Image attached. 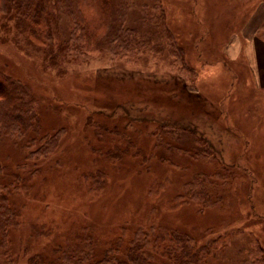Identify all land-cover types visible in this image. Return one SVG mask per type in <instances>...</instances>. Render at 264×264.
Returning a JSON list of instances; mask_svg holds the SVG:
<instances>
[{
  "label": "rangeland",
  "instance_id": "1",
  "mask_svg": "<svg viewBox=\"0 0 264 264\" xmlns=\"http://www.w3.org/2000/svg\"><path fill=\"white\" fill-rule=\"evenodd\" d=\"M248 1L227 0V10L248 7L227 36L244 26L256 5L264 11V3ZM44 2L45 33L32 36L45 42L30 45L16 0L8 11L0 4V75L24 85L39 118L25 133H0V163H24L17 170L27 180L13 190L11 201L18 209L17 226L9 227L16 244L29 241L47 254L58 246L90 243L99 253L112 248L122 257L144 235L165 247L182 236L199 246L206 237L216 240L212 264H254L259 243L237 228L227 234L228 220L239 213L231 209H247L239 206L242 169L227 164V140L215 147L205 132L227 135V115L209 107L223 96L225 79L201 80L207 66L225 61L227 37L214 45L217 21L207 29L192 13L195 7L205 21L202 5L211 1L130 0L114 36L118 43L107 33L113 27L110 14L102 18L92 0L80 1L94 27L90 37L82 18L65 10L63 1ZM257 13L261 18L262 11ZM261 26L257 33L264 39V22ZM148 83L162 94L152 96ZM91 90L102 98L89 97ZM183 90L217 98L206 97L203 104L189 97L185 103ZM223 103L226 107L227 98ZM165 121L189 125L198 134L163 127ZM31 136L39 140L30 146ZM48 136L57 141L51 152L45 158L33 155L40 138ZM205 141L212 145L209 154L203 153ZM234 173L239 174L227 188L224 182ZM227 190L238 194L227 199Z\"/></svg>",
  "mask_w": 264,
  "mask_h": 264
},
{
  "label": "trees",
  "instance_id": "2",
  "mask_svg": "<svg viewBox=\"0 0 264 264\" xmlns=\"http://www.w3.org/2000/svg\"><path fill=\"white\" fill-rule=\"evenodd\" d=\"M11 1L12 0H1L0 4L2 3V7L8 11L11 8ZM61 1L66 4L65 10L71 12L72 15H74L77 19V16L82 18V21L80 19H78V21L82 23V30L84 34L87 37L93 36L94 27H91L88 24L90 19L88 17H84L83 15L84 11L80 5L81 0ZM210 1L211 5L205 2L202 5L204 10L202 17L204 19L205 15V21L199 20L195 7H192V13L193 16L198 19L199 23L207 29L208 27L212 26L215 21H217V25L214 27V32L215 35L219 37V40H217L215 37V39H212V42L214 45H218L221 44L227 37V34L229 33H227V29L234 27V21L237 22L238 20L244 18L248 7L244 10L246 6H242L241 11L239 12V10L236 9V7L239 8V6H235V8L227 10V6H230L227 0ZM254 1L255 0H250L246 4L251 2L254 4ZM259 2L264 3V0H256V3ZM129 3L130 0H92L91 3V6L95 7L96 11L99 10L102 18L106 19L110 14L111 17H109L113 20V27L112 29L109 28L107 33L111 35L112 41L117 43L118 41L115 37L119 36L120 21L122 20L124 12H127L129 9ZM16 4L17 11L20 10L22 15L25 16V19L22 18V25L26 31L29 32V35L32 36L38 32L41 34L45 33L42 32V25H40L43 20V16L46 13L44 0H26V3L24 0H16ZM212 21L214 22L212 23ZM33 41H36L37 43L45 42L41 39H35L33 36L29 37V45ZM34 44L36 45V43H33V45ZM180 51L183 53L182 48ZM190 71L194 72V70L191 68ZM3 78L5 80H3ZM147 85L150 87V90L146 91L152 92L154 94H151L152 96L162 94L157 90L154 91V89H152L153 86L151 83H148ZM164 88L167 89L166 91H173V95L177 92L176 88L171 89L166 86ZM73 92H76V89H74ZM183 92V100L185 103L189 102V97L198 101L201 98V102H203V104L207 103L208 99L206 97L204 98V96L197 92L195 94L189 93L190 96L185 90H183ZM138 95L145 96L146 94ZM88 96L94 99L102 98V94L98 95L95 90H91ZM152 96L146 97L150 98ZM224 98H227V93L222 97V99L219 100L217 105L212 106L213 104L211 103L209 104V107L216 108V110L222 112L224 115H227V105L225 107L223 103ZM95 113L98 114L100 112ZM33 121H36V124ZM38 121L39 118H37L35 115V104L33 99L29 97L24 85H22L19 80L13 77H5L0 75V133L3 135H8L10 133H25L29 130V128L37 125ZM161 125L163 127H170L174 129H176L175 127H179L180 131L185 133L198 134L197 131L191 129L189 125H181L180 122H173L172 124L166 123L165 121ZM179 128L177 129L179 130ZM36 140H39V137L31 136L32 142L29 143L30 146L33 145ZM40 140H43V142L46 140V142H42L41 145L33 148L32 153L34 152L33 155L35 156H42L40 158H45V156L49 154V151L51 152L52 146L57 144L56 137L48 136L47 139L46 137H42ZM207 143L208 142L205 141L203 144L204 154H209L210 151H212V145L208 143V146ZM34 165L38 166L37 163H34ZM22 166H24V163L15 165L14 167H8L0 163V264H212L211 261L214 259L215 253L213 255L214 251L211 250V245L215 243L216 240L209 241V238L206 237L202 239L201 243H199V246L192 244L193 242L190 238L182 236L176 238L177 243L173 242V245L165 247V245H161V241H157L152 244L150 242L151 239L144 235L141 237V240H134L131 242L129 246L125 248V252L120 251V253L123 252L122 257H119L117 253H115L116 250L112 248H110L111 250L104 249L103 252L99 253L95 251V247L93 245L91 246L90 243L76 244L73 247L65 248V250H63L62 246H58L52 251L47 252V254H40L36 245H33L29 241L16 244L15 240L11 237L12 232H9V227L17 226L16 215L18 209L13 204V202L11 203L12 197L14 195L13 190H18V188L27 182V180L24 179L25 177H23L18 171ZM225 170L227 171L226 168ZM227 173L231 172L227 171ZM233 181H235L234 177H232V179L227 177V182H224V186L226 185L228 188ZM252 182L254 183L255 181L252 180ZM205 193L206 192H204V196H207ZM245 199L250 202V192H248ZM214 200V202H218V197L215 196ZM235 224L236 223L234 222L228 221L227 234L234 231L235 228H237L236 230L239 231L238 227H234ZM234 233L237 232H233L232 234ZM221 234H226V230L223 232H217L213 234L212 237H216ZM29 236L31 237V234ZM153 248H155V250ZM13 249H15L16 252H14ZM254 264H264V259L261 260L260 258H255Z\"/></svg>",
  "mask_w": 264,
  "mask_h": 264
},
{
  "label": "crops",
  "instance_id": "3",
  "mask_svg": "<svg viewBox=\"0 0 264 264\" xmlns=\"http://www.w3.org/2000/svg\"><path fill=\"white\" fill-rule=\"evenodd\" d=\"M260 8L263 6L256 5L244 26L238 32L227 36V42L222 48L225 61L217 60L218 62L207 66L201 73V80L225 79L221 91L223 96L227 93V135L223 139L217 138L211 130L205 132L215 147L227 140V164L233 167L239 164L242 169L239 178L241 189L238 196L242 194L244 199L241 198L239 206L247 209L232 208L231 211L239 213L228 221L238 223L240 232L248 234L254 242L259 243L255 252L257 258L262 260L264 259V39L257 32L264 22V11ZM258 11H262L261 18L255 17ZM206 97L212 100L217 98L208 95ZM253 170L255 173H251ZM238 174L234 173L232 176L235 178ZM253 177L256 181L254 183ZM247 181H250L249 186ZM248 192L252 195L251 202L245 199ZM228 193L227 190V199L231 195L238 194L235 190L231 195Z\"/></svg>",
  "mask_w": 264,
  "mask_h": 264
}]
</instances>
